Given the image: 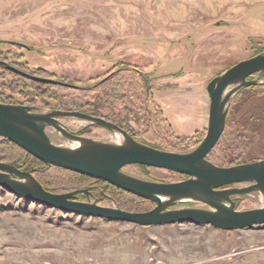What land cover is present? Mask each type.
Here are the masks:
<instances>
[{"label":"rangeland","instance_id":"374dc122","mask_svg":"<svg viewBox=\"0 0 264 264\" xmlns=\"http://www.w3.org/2000/svg\"><path fill=\"white\" fill-rule=\"evenodd\" d=\"M260 53L264 0H0V60L72 85L42 83L40 90L37 81L0 67L6 103L31 106L34 112L61 110L70 101L92 104L101 87L113 90L117 98L93 112L116 125L117 116L124 119L122 129L133 139L144 143L150 137L161 150L194 148L206 131L208 81ZM249 78L264 81V71ZM112 82L115 87L107 88ZM262 110L264 84L240 89L230 100L225 135L238 130L252 111ZM59 121L79 136L115 141L99 125ZM251 121V130H243V155L237 157L246 162L264 158V112ZM46 133L55 144H69L52 127ZM180 140L191 146L168 145ZM2 141L5 160L22 156ZM123 171L153 181L181 180L178 173L143 165ZM42 175L49 187L90 191L78 200L97 203L101 195V206H135L103 183H80L56 170ZM235 202L239 210L263 204L259 192ZM0 264H264V226L231 231L191 223L139 226L50 208L0 186Z\"/></svg>","mask_w":264,"mask_h":264},{"label":"water","instance_id":"95a60500","mask_svg":"<svg viewBox=\"0 0 264 264\" xmlns=\"http://www.w3.org/2000/svg\"><path fill=\"white\" fill-rule=\"evenodd\" d=\"M0 64L33 81L72 86L23 72L5 61L0 60ZM261 71H264V53L240 60L208 81L205 135L194 148L185 152L161 150L138 142L103 117L79 111L34 112L31 106L0 103L1 138L13 142L48 166L100 179L150 200L155 205L148 210L125 211L115 204L101 206L94 201L78 200L79 194H90L88 189L53 193L46 190L30 171L1 161L0 186L50 208L139 226L191 223L225 231L264 226V158L231 166H219L207 158L225 128L231 98L244 87L264 84V81L249 78ZM60 118H75L99 125L112 134H119L121 140L111 142L79 136L78 131L63 125ZM46 127H52L61 137L76 144L53 143ZM128 165L155 167L187 178L169 182L141 179L123 171ZM253 192L260 193L262 206L237 209L235 198Z\"/></svg>","mask_w":264,"mask_h":264},{"label":"trees","instance_id":"16d2710c","mask_svg":"<svg viewBox=\"0 0 264 264\" xmlns=\"http://www.w3.org/2000/svg\"><path fill=\"white\" fill-rule=\"evenodd\" d=\"M1 68H5L3 67V65L0 64ZM6 69V68H5ZM7 70V69H6ZM22 80L20 77H18L17 79V83H20ZM113 83V82H112ZM36 86L38 87V89H42L41 87L45 86V84H42L40 82H36L35 83ZM48 85V84H47ZM46 85V86H47ZM50 85V84H49ZM51 87L53 86H57V85H50ZM61 85H59L60 87ZM36 87V88H37ZM58 87V86H57ZM114 88L115 85L114 83L111 86H107V88ZM48 91V90H47ZM99 97L95 98V102H91L92 104H84L82 103L80 100L77 101H70L68 102L66 105L65 104H61V106H59V109L63 110V111H80L83 113H87L89 115H93V116H97L95 114L94 109H96L97 107H99L100 104H103L106 102V100L110 99V98H117L115 95V93L113 92V90H108V89H103L102 87L99 88L98 91ZM0 103H6V99L4 98V96L0 93ZM24 105V104H23ZM94 108V109H92ZM255 112L258 111H252L248 120L246 122H244L242 125L239 126L238 130L232 132L229 136L225 135V131L223 130L220 138L218 139L217 143L215 144V146L212 148V150L208 153V158L214 162V163H220L221 162V166H231V165H235V164H240V163H245L248 160L245 159H239L237 157H239V155H243V151L242 149L244 146V138H245V134L243 132V130H251L250 129V123H253L251 120H255V118L258 116V114L263 113L264 110H262L261 112H259L258 114H254ZM148 111L146 113H144V115L142 117L143 120H147L148 119ZM228 115V114H227ZM226 121H227V117H226ZM115 123H117V125L121 128H125L124 126V119H121L117 116L116 120L114 121ZM254 124V123H253ZM226 125V123H225ZM95 127V126H94ZM86 131H83L82 133L84 134ZM205 132H203L204 135ZM257 132H254V136H257ZM134 137V136H133ZM203 137V136H202ZM145 138H147V141H145L144 143L149 144L152 147L158 148V149H162L159 146L155 145L154 143H152V139H149L150 137L145 136ZM137 139V138H136ZM149 139V140H148ZM4 143H6L8 146L15 148L18 152H20L19 154L22 156H18L16 159L18 160H14V161H10L8 162L7 160L4 159L3 156H0V161L1 162H6L10 163L18 168L24 169V170H28L30 171L33 176L42 184V186L51 192H65L67 191V189L64 190H60V188L51 186L49 187L48 184H46L47 182H44V176L42 175L43 170L47 169V170H56L59 171L60 173H64L65 175H68L69 177L72 178H77L80 180V183H86V182H90L91 186H97L100 183H103L104 185L107 186V188L112 189L113 193H117L119 195L121 194H125L126 195V199H128V202H132L135 206L133 208H125L124 205H122L121 203L118 204L119 208H121L122 210L125 211H143V210H148L150 208H152L155 204L147 199L138 197L132 193L126 192L122 189H119L107 182H104L100 179H95L92 177H88L73 171H69L60 167H56L53 165H46L45 163L39 161L38 159H36L35 157H33L32 155H30L29 153H27L26 151H24L23 149H21L20 147H18L16 144H14L13 142L7 140V139H3ZM199 142V141H198ZM169 146H171L173 149L175 150H184L186 148H188L189 146H191L190 142H184V140H180L177 141V143H173L168 144ZM239 159V161H237ZM242 160V161H241ZM146 168H152L153 170H163V169H159V168H155V167H147V166H143ZM178 176H180L181 179H185L187 178L186 175H182V174H178ZM159 181H164V180H159ZM53 185V184H52ZM64 188V187H62ZM74 189V188H72ZM69 191V190H68ZM113 195V194H112ZM111 195V196H112ZM128 196V197H127ZM101 195L98 196L97 199V203L98 201L100 202ZM125 201V200H124ZM125 203H127L125 201ZM142 206H145L146 208H141ZM237 208V207H236ZM238 209V208H237Z\"/></svg>","mask_w":264,"mask_h":264},{"label":"bare ground","instance_id":"6f19581e","mask_svg":"<svg viewBox=\"0 0 264 264\" xmlns=\"http://www.w3.org/2000/svg\"><path fill=\"white\" fill-rule=\"evenodd\" d=\"M113 135H115V137H114L115 142H118V141L121 140V136H120L119 134H113ZM66 140H67V139H66ZM67 141H68V140H67ZM70 144H72L71 146H73V145L76 144V142L72 143L71 141H69V144H68V145H70ZM262 201H263V200H262Z\"/></svg>","mask_w":264,"mask_h":264},{"label":"flooded vegetation","instance_id":"af4514ba","mask_svg":"<svg viewBox=\"0 0 264 264\" xmlns=\"http://www.w3.org/2000/svg\"><path fill=\"white\" fill-rule=\"evenodd\" d=\"M79 199V198H78ZM235 201H236V198H235Z\"/></svg>","mask_w":264,"mask_h":264}]
</instances>
